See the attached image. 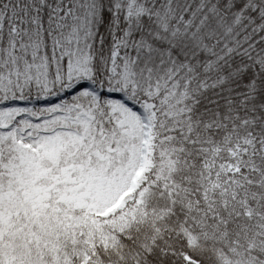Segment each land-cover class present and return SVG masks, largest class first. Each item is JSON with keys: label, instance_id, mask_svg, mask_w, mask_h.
Instances as JSON below:
<instances>
[{"label": "snow or ice", "instance_id": "snow-or-ice-1", "mask_svg": "<svg viewBox=\"0 0 264 264\" xmlns=\"http://www.w3.org/2000/svg\"><path fill=\"white\" fill-rule=\"evenodd\" d=\"M0 264H264V0H0Z\"/></svg>", "mask_w": 264, "mask_h": 264}]
</instances>
